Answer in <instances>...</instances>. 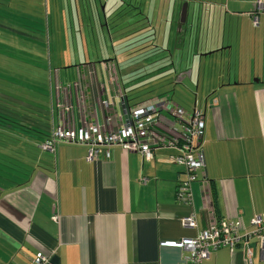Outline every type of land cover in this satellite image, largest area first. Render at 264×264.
<instances>
[{
    "label": "crops",
    "instance_id": "crops-1",
    "mask_svg": "<svg viewBox=\"0 0 264 264\" xmlns=\"http://www.w3.org/2000/svg\"><path fill=\"white\" fill-rule=\"evenodd\" d=\"M241 1H141L149 6H143L144 27L130 22L116 43L94 12L92 35L99 26L103 48L67 58L51 53L48 0L45 19L41 0H0V114L14 121H4L9 126L0 133V264H29L39 250L48 253L45 264H181L188 251L173 243L195 237L211 215L251 230L253 217L264 213V15L255 16L260 9L253 11V0L247 8ZM146 25L153 35L148 47L135 39ZM156 29H164L161 40ZM116 44L130 55L122 57L125 50ZM144 51V74L131 71ZM174 53L180 54L177 63ZM67 59L81 61L66 65ZM127 60L128 71L119 73ZM147 75L152 78L140 86L149 90L132 97L138 88L124 85ZM181 79L182 85L172 86ZM153 82L169 87L155 91ZM171 90L174 97L166 93ZM165 98L204 111L205 167L192 184V204L176 197L185 173L169 158L173 148L157 147L151 159L121 145L110 146L109 157L93 159L86 158L85 144L42 149L58 124L96 120L112 129L126 117V106ZM102 99L113 103V112ZM110 114L115 118L104 122ZM173 127L181 130L177 122ZM204 177L208 200L201 191ZM206 200L212 214L204 209ZM192 211L197 225L190 228L182 218ZM201 264H264V247L250 236L233 248L211 249Z\"/></svg>",
    "mask_w": 264,
    "mask_h": 264
},
{
    "label": "built area",
    "instance_id": "built-area-1",
    "mask_svg": "<svg viewBox=\"0 0 264 264\" xmlns=\"http://www.w3.org/2000/svg\"><path fill=\"white\" fill-rule=\"evenodd\" d=\"M258 9L263 10V2L257 0ZM256 22V18L254 19ZM113 81V80H112ZM119 93V92H118ZM119 96V94H118ZM122 96V95H120ZM102 105L109 112L114 111L113 103L109 99H102ZM70 108L65 104L64 108ZM126 117L115 128L108 129L98 121H83L79 127L58 124L49 139L42 143V149L54 152L60 142L70 144H85L88 148L87 159L97 158L101 154L110 156V146L121 145L125 151L140 152L143 158L154 157V149L157 147L173 148L176 152L169 156L170 160L181 165L185 177L176 189V197L179 201L192 204V184L203 175L205 167L202 143L204 135V111L194 106L191 111L186 110L170 98L161 99L158 102L139 107L124 108ZM165 111L174 119H165L162 112ZM114 115H107L104 122L114 119ZM173 122L181 125V130L173 127ZM161 128V129H160ZM145 182V179L143 180ZM204 199L210 197V182L206 177L201 180ZM205 202L204 209L212 214V206ZM54 220L58 215L52 216ZM182 223L186 227H196L195 213L185 215ZM255 236L260 245L264 247V213L255 215L251 220V230L242 232L240 221L217 219L211 215V221L207 227L197 232L192 238H184L173 244L186 249L188 253L182 258L181 264H201L211 249L219 247H235L242 240ZM250 261L252 252H246ZM48 253L39 250L29 264H45Z\"/></svg>",
    "mask_w": 264,
    "mask_h": 264
},
{
    "label": "rangeland",
    "instance_id": "rangeland-1",
    "mask_svg": "<svg viewBox=\"0 0 264 264\" xmlns=\"http://www.w3.org/2000/svg\"><path fill=\"white\" fill-rule=\"evenodd\" d=\"M132 1V3H131ZM145 2L146 0H48L49 2V10H50V16H51V31H50V40H51V53L55 55H65L67 58H69L70 55L72 56H78L80 54H83V52H86V54H92L94 53V48H98V51L103 48V32H99V29L101 31V28L99 26L95 29L94 37L92 35V26L95 25V22L93 20L94 12L100 13L102 16V22H104V32L105 35L108 36V39L110 41V36H112L113 41L116 43L117 38H119L118 33L123 32L124 30L128 29L129 26L134 24H140L141 26L144 25L146 19L144 16L148 14L147 11L144 10L143 6L139 2ZM217 2H226L227 0H216ZM252 0H242V4L245 8L248 7V5ZM264 2L263 0H261ZM254 2V10L257 11V0H253ZM264 4V3H263ZM42 8V18L45 19L46 14L45 10L47 8V0H41V6ZM146 7L149 8L147 5ZM263 11V12H262ZM72 16V25L68 22L69 15ZM264 15V9L260 10L258 14L255 16L258 17L260 15ZM247 15V14H246ZM245 16V14H244ZM247 16L244 17V20H247ZM252 19V16H251ZM97 21V20H96ZM108 21V23H107ZM137 21V22H134ZM132 22L131 25L129 23ZM119 23V24H117ZM117 24L116 26H114ZM98 25V23H97ZM255 25V24H254ZM114 26V27H113ZM147 27L142 29L138 34L139 37H136L135 39H138L143 45H146L148 47V43L150 42V39L153 37V35H150V29L148 25ZM144 27V26H143ZM46 29V27L44 26ZM156 35L159 34V40H161V35L164 32V29H156L155 30ZM172 36H176L178 33V27H173L171 29ZM142 39V40H141ZM158 44L157 42H155ZM124 44V43H123ZM123 44H116L115 49L124 51L121 55L122 57H128L127 54L129 51L128 47L124 46ZM112 45V43H110ZM173 44L169 45L170 49L173 48ZM142 46V45H141ZM146 47V48H147ZM121 48V49H120ZM143 51V50H142ZM141 52L138 51L136 53ZM144 51L140 57L139 61L138 59L135 62V65L132 66L136 73H142L144 74V67H142L143 63L146 61L144 58L146 57ZM159 54V53H158ZM175 57L173 58L175 63L179 60L180 54L174 53ZM164 55V53L160 54ZM139 56V55H138ZM77 62H80L81 60L76 59ZM76 60H72L68 62L67 60H64V64H71L75 65ZM124 62V61H123ZM127 63H129V60L125 62L126 65H124L122 62L119 65L122 70V72L128 71ZM26 64V63H25ZM158 72V71H157ZM158 76V75H157ZM127 78V77H126ZM152 77L147 76H140L138 79H136L134 82L130 84H125L124 86L126 88L131 87H137L138 89L134 92H131V96H139V91L144 90V92H147L149 89H146L142 86L144 82L151 79ZM156 78V76H155ZM27 81H30L29 77L27 76L25 78ZM163 79V78H161ZM120 81L124 84L127 81H124L122 75H120ZM155 84V82L151 83ZM183 84V83H182ZM181 83H178L177 85L172 84V86L177 87L182 85ZM141 88H140V87ZM155 91L163 92L167 87H169L165 82L162 84H155L152 86ZM168 94H171L173 96V91L166 92ZM166 96L165 94H163ZM192 95V94H191ZM193 96V95H192ZM183 101L182 99H180ZM201 208L203 205H200Z\"/></svg>",
    "mask_w": 264,
    "mask_h": 264
},
{
    "label": "trees",
    "instance_id": "trees-1",
    "mask_svg": "<svg viewBox=\"0 0 264 264\" xmlns=\"http://www.w3.org/2000/svg\"><path fill=\"white\" fill-rule=\"evenodd\" d=\"M114 85H115V83H113ZM4 121L6 122V123H11V122H14L13 121V119H11V118H9V117H7V116H4V115H1L0 114V133H2L1 131L3 130L2 128H4V126L5 125H7V124H5L4 123ZM3 123V124H2ZM7 126H9V125H7ZM50 136V135H49ZM204 136V135H203ZM8 138V137H7ZM45 140V139H44ZM43 140V141H44ZM9 160L11 161L12 160V158L11 157H9ZM11 164V163H10ZM11 165H13V164H11ZM10 165V170H9V172H12L11 170H13L14 169V167L13 166H15V165H13V166H11ZM11 188H13V187H9V189H11Z\"/></svg>",
    "mask_w": 264,
    "mask_h": 264
},
{
    "label": "water",
    "instance_id": "water-1",
    "mask_svg": "<svg viewBox=\"0 0 264 264\" xmlns=\"http://www.w3.org/2000/svg\"><path fill=\"white\" fill-rule=\"evenodd\" d=\"M182 82V79L178 81V83Z\"/></svg>",
    "mask_w": 264,
    "mask_h": 264
}]
</instances>
